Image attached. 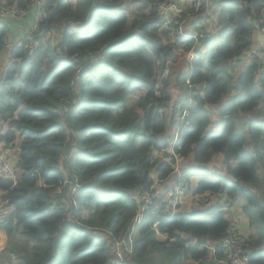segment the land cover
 <instances>
[{"label": "trees", "instance_id": "16d2710c", "mask_svg": "<svg viewBox=\"0 0 264 264\" xmlns=\"http://www.w3.org/2000/svg\"><path fill=\"white\" fill-rule=\"evenodd\" d=\"M127 1L91 0L87 13V0H46L40 29L7 53L0 72V144L12 148L19 140L18 178L0 176V203L8 209L0 221L7 236L0 261L109 264L111 241L131 239L127 264H206L209 256L214 264L224 257L220 247L209 255L203 244L229 231L222 204L188 213L178 206L168 216L157 186L146 207L137 197L156 179L166 180L177 158L191 157L201 166L198 173L191 165L180 169L187 181L198 174L192 194L240 198L251 227L245 254L250 264H264V42L258 47L263 58L253 54L235 77L226 68L230 60L239 66L255 45L264 0H217L218 30L202 40L204 53H197L190 75L180 76L181 86L186 78L199 86L179 99L186 114L181 122L175 112L166 116L167 81L156 87L172 45L156 31L153 10L168 0H133L138 10L150 9L140 17H129ZM6 2L26 15L0 21V59L6 36L18 32L19 21L29 31L32 21V0ZM59 26L61 39L52 45L46 35ZM175 37L187 49L195 43ZM207 105L217 106L212 130ZM173 126L177 132L167 136ZM217 155L225 172L203 167ZM75 182L81 187L72 204L69 186Z\"/></svg>", "mask_w": 264, "mask_h": 264}, {"label": "rangeland", "instance_id": "374dc122", "mask_svg": "<svg viewBox=\"0 0 264 264\" xmlns=\"http://www.w3.org/2000/svg\"><path fill=\"white\" fill-rule=\"evenodd\" d=\"M2 2V8H13V7H6L9 5L7 4V0H0ZM192 0H185L184 2H180L179 5L176 7L177 11H174L173 13L168 14L165 18H163L162 14L155 8L153 11L155 12V16L158 17V19L160 21H162L161 25L157 24V26H154L155 28H158L156 31L158 33H163L165 32V36L163 37V42L165 45H172V51L171 54L166 58L165 60V69L162 71V73H160L159 78H160V83L156 86L157 88L162 87L163 83L162 80L165 79L167 81V85H166V89L167 91L170 93V99L167 102V110H166V116L168 119H170L172 117V112H175V119L178 121H182L184 119V117L186 116V114L181 110V106L179 103V99L182 98H188L190 93H192L194 90L199 89L198 85H193L190 84L192 86V89L189 90L187 83H186V78L185 79V84L184 86H181L179 84V80H180V76L184 73H187L191 70V62L190 59H192V61L196 60L197 56L196 53H204V45L203 43L198 40L195 41L194 45L191 46L189 49H187V44H184L182 40H177V38L175 37L176 35H179L180 37H184L187 38L189 34L193 35L194 33H199V32H206L207 31V36L205 37V39H207L209 36H212L215 34V26L211 25V24H207L208 21V16H206L204 14V11L213 14V15H217L218 11H219V5H221L220 1L217 0H211V2H213L215 4L214 5L210 2V0H199L201 5V8L198 10V7L196 2H190ZM194 1V0H193ZM138 3L133 1V0H128L125 5L123 6V9L126 11V13L129 15V17H135L138 16L140 17L141 15L145 16L146 13L150 12V9H145L143 11L138 10ZM33 11V10H32ZM200 14H203L202 16H200ZM25 17V16H24ZM21 17V18H24ZM194 18H197L196 20H201L202 24L197 28V30L195 29V26L192 24ZM4 20V19H3ZM2 21V20H1ZM43 23V22H42ZM36 26L35 28H30V31L28 32V29L24 31L25 34H23V36L18 35L15 39H13L12 41L9 40L8 35L6 36L8 39H6L8 44H14V43H19L22 38L24 39H28L33 37L34 32H37L40 29V26ZM203 29V31H202ZM61 27H56V28H52L50 30V32L47 33L46 35V39L48 38L52 45L57 44L60 39H61ZM164 36V35H163ZM253 51L251 49L245 51L242 56L240 57V62L241 64L239 66L234 67L235 61L230 60L228 61V63L226 64V68H230V72L232 74L233 77H235L237 75V73L239 72V70H243L245 65L248 63V61L250 60V58L252 57L251 53ZM9 53V50L5 51L4 56L0 59V72L3 71V68L6 64V57L5 55ZM225 66V64H224ZM158 83V82H157ZM155 87V89H156ZM155 94V98L160 99L161 98V94L160 91L155 90L154 92ZM137 95H139V93H136L134 95V97H136ZM207 110H209L210 114H211V119L213 120V125L209 127V130L214 129V121L216 123V118H217V106H212V105H207L206 106ZM178 121V122H179ZM1 124V121H0ZM167 131H172V136L177 132V126H173L167 129ZM166 131V132H167ZM167 136H170L167 135ZM171 141V140H170ZM18 143L19 140H17L16 144L14 147L10 148V153L8 154V160L9 162L14 165L17 159V154H18ZM172 148V147H171ZM169 149H166V152H168ZM161 156V153H154V157H158ZM215 156L213 158V160L211 161V164H207L204 165L203 167H206L208 169L217 171L219 169V171L221 172H225V165H223L222 163V158L219 156L216 160ZM192 161V165L191 168L195 170L196 173H198V171L200 170L201 166L197 163H194L192 158L189 157ZM181 159L185 160V164H189V160L187 158H179V161L181 162ZM232 163L234 164V162L232 161ZM178 165V163H177ZM181 166V164H179ZM178 165V166H179ZM179 166V167H180ZM181 168V167H180ZM190 168V169H191ZM258 171V174L260 176V171ZM174 179V175L171 174L170 176H168V178L166 179V183L168 184L171 180ZM198 180V174L194 175L192 177V179H190L188 181L189 184V188L187 189V192L185 194V197L183 199V201L178 205V206H183L185 205L186 202H190L191 204L195 205V206H201L204 203L203 202H198L197 198H201L200 196H195L192 194L196 182ZM191 185H193V189L191 187ZM154 186V183H153ZM156 186V185H155ZM158 186V185H157ZM157 189H161V187H158ZM207 194V193H204ZM213 195V194H212ZM139 202L141 203V198L139 195H137ZM169 202V201H167ZM216 203V202H215ZM239 207V205H238ZM228 212V210H227ZM230 217L231 214L228 212L226 214V217ZM231 226V225H230ZM231 231H235L236 233H238L239 235H241L242 237H246L248 234L246 233H242L238 230H236L234 227H230ZM121 241V240H118ZM114 243L113 241H111V247L110 250H108L111 254H114ZM1 260L4 261V263L2 261H0V264H12L10 261H7L5 259V257H2ZM208 261H211L209 258L207 259ZM214 264H219L216 261L214 262Z\"/></svg>", "mask_w": 264, "mask_h": 264}, {"label": "built area", "instance_id": "2783aa9c", "mask_svg": "<svg viewBox=\"0 0 264 264\" xmlns=\"http://www.w3.org/2000/svg\"><path fill=\"white\" fill-rule=\"evenodd\" d=\"M180 2H184V1L168 0L165 2H157L154 4V9L156 8L162 14L163 18H165L168 14L177 11L176 7L179 5ZM196 4L197 6H199L200 4L199 0H197ZM45 6H46V0H32L31 7L35 9L33 11V18L31 21L32 28L39 26L40 23H42L44 19L47 17L48 12L46 11ZM200 6L198 7V10ZM6 7H13V8H2V9L0 8V21L6 17H12V18L24 17L26 15V10L18 9L16 6H6ZM204 14L208 16L207 24L208 25L211 24L215 26L216 29L215 33H216L218 30L216 15L210 14L206 11H204ZM161 23L162 21L159 20L160 25ZM258 32L264 37V27L261 28ZM206 34L207 31L205 33L200 32L196 34L194 33L193 35L189 34L188 36H190L195 40L202 41L207 36ZM15 45H20V42L16 44L15 43L6 44L4 46V50L5 51L9 50L11 47ZM252 51L253 52L251 53V55L256 54L260 59L263 58V54L259 51V49L256 50L252 49ZM195 61L196 60L192 61V59H190L191 63H194ZM186 83L189 90H191L192 86L188 79H186ZM10 148H11L10 146H3L0 144V176L7 177L13 181H16V179L18 178V170L8 160V154L10 153ZM263 159H264V155H263ZM172 174L174 175V181L172 183V186L167 192L164 193L165 199L169 201L168 209L166 212V215L168 216L173 215L177 211L178 205L183 201L187 189L189 188L188 181L182 177V171L177 164L175 165ZM66 183H68V181L64 180L63 185H65ZM158 184L159 181L156 179L154 181V186L152 185L149 190L139 195L141 198V207L142 206L146 207L151 203L152 195L150 192ZM80 187L81 184L78 182L70 184L69 186L70 189L69 195L72 199L71 201L72 204L74 203L75 196H77L79 193ZM55 191H60V187ZM195 196L201 197V198H197L198 202L204 203L201 206L214 204V195L209 196L208 194H196ZM217 202L222 204L224 208L230 207V203L227 200L217 201ZM7 210L8 209L5 207L4 203H0V221L3 220L4 214L7 212ZM244 243H245L244 237H242L235 231L229 230L226 236L220 239L218 242L204 243L203 246L208 248L209 255L214 254L216 246L220 247V250L222 251L224 257L216 261L219 264H250L248 260V256L245 254ZM114 248H115L114 254L112 253V258L109 264H127L126 259L132 253L131 239H129L128 242L124 240L116 241L114 243ZM209 259H211L210 256ZM209 263L210 261L207 260L206 264Z\"/></svg>", "mask_w": 264, "mask_h": 264}, {"label": "crops", "instance_id": "0c3cea01", "mask_svg": "<svg viewBox=\"0 0 264 264\" xmlns=\"http://www.w3.org/2000/svg\"><path fill=\"white\" fill-rule=\"evenodd\" d=\"M183 1H185V0H183ZM190 2H193V0L190 1ZM210 2H211V0H210ZM211 3L215 7V4L213 2H211ZM32 10L34 11L35 9L33 7H31L29 9V13H30L29 14V18L30 17L33 18V11ZM202 15L203 14H200V16H202ZM196 19L197 18H194V20L192 22V24L195 26V29H197L202 24V22L197 21ZM18 23H19L18 24L19 25L18 32L14 31L13 36L12 37L9 36V40H11V41L13 39H15L18 35H20V33L24 34V30L28 26V25H26V23L24 21H22V22L19 21ZM260 36H261V38H260ZM263 42H264V37L259 32H255V34H254V43H255V45H253L250 49L251 50L252 49L253 50L259 49L262 46ZM259 45H260V47H259ZM196 55H197V53H196ZM5 57H6V61L8 62L9 61L8 54H6ZM169 134H170L171 137L174 136V135L172 136V131L171 132L168 131L167 135H169ZM218 157L219 156L217 155L216 160H217ZM187 159L189 160V164H187V165L185 164V160L184 159H181V162L179 161V158L176 159L178 165L181 164V166L179 165L181 167V169H183L184 167L185 168L189 167V165H192L191 159L189 157H187ZM208 164H211V163H208ZM194 175H195V172H193V174L190 176V179H192V177ZM173 181H174V179L171 180L168 184L166 183V180H164L162 182H159V184H158V186L156 188L161 187V189H158V190L160 191V193L164 194L165 192H167L171 188ZM191 187L193 189V185H191ZM1 194H2V192H0V195ZM208 195L211 196L212 194L208 193ZM213 195H214V203L217 202V201H224V200H227L230 203V207L224 208V209H226V211L228 210V212L231 214L230 217L227 216V219H228V221H229V223L231 225L230 227H234L236 230H238V231H240L242 233L250 234L251 227L249 226V222H248L247 218L243 215L242 210H241L242 200L240 198H238V197H234L233 199L229 200V199H227L226 196H224L221 193H215ZM238 205H239V207H238ZM198 207H200V206H195V205L191 204L190 202L189 203L186 202L185 205L180 207V211L183 212V213H185V212L188 213V212H190V211H192V210H194L195 208H198ZM229 230H230V228H229ZM6 242H7L6 233L3 230H0V252L5 248Z\"/></svg>", "mask_w": 264, "mask_h": 264}, {"label": "water", "instance_id": "95a60500", "mask_svg": "<svg viewBox=\"0 0 264 264\" xmlns=\"http://www.w3.org/2000/svg\"><path fill=\"white\" fill-rule=\"evenodd\" d=\"M91 7V0H87V13H89ZM261 38V36H260Z\"/></svg>", "mask_w": 264, "mask_h": 264}, {"label": "clouds", "instance_id": "9594fccd", "mask_svg": "<svg viewBox=\"0 0 264 264\" xmlns=\"http://www.w3.org/2000/svg\"><path fill=\"white\" fill-rule=\"evenodd\" d=\"M200 33V32H199ZM189 38H191L190 36H188ZM195 41H198V40H195ZM201 41V40H200ZM202 42V41H201ZM197 56V55H196ZM197 60V59H196ZM192 64V63H191ZM191 71H189V75H190ZM175 142V139H172V143L174 144ZM215 194V193H214ZM224 208V207H223Z\"/></svg>", "mask_w": 264, "mask_h": 264}]
</instances>
